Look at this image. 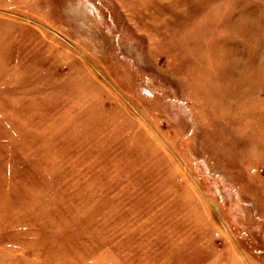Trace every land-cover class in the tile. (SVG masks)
Wrapping results in <instances>:
<instances>
[{"label":"rangeland","instance_id":"obj_1","mask_svg":"<svg viewBox=\"0 0 264 264\" xmlns=\"http://www.w3.org/2000/svg\"><path fill=\"white\" fill-rule=\"evenodd\" d=\"M0 264H264V0H0Z\"/></svg>","mask_w":264,"mask_h":264}]
</instances>
